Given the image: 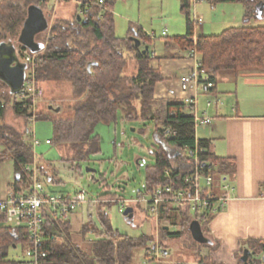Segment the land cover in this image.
<instances>
[{
    "label": "trees",
    "instance_id": "trees-1",
    "mask_svg": "<svg viewBox=\"0 0 264 264\" xmlns=\"http://www.w3.org/2000/svg\"><path fill=\"white\" fill-rule=\"evenodd\" d=\"M51 1L0 0V45L13 43L20 54L32 55L29 49L18 42L29 8L37 6L47 17L45 9ZM117 1L105 0L106 11L103 12L101 6L93 4L95 0H80L82 15H79L78 10L72 19L56 20L47 30V39L37 41L44 45L37 56V81L41 85L51 82L71 84L73 97L77 101L71 118L52 119L45 113L34 116L31 103H17L16 97L11 95V89L0 80V164L14 161L15 179L9 186L10 192L19 193L29 187L30 178L25 171L27 166L37 164L36 170L40 175L45 170L39 167L44 157L36 153L28 126L26 131L19 132L4 122L9 108L16 116L23 117L27 125L33 119L51 122L53 141L71 146L72 155L67 161L73 164V169L74 163L90 160L92 156L102 153V138L97 134V129L99 126L116 125L121 112L124 114L123 120L140 122L144 128L153 126L155 165L147 167L145 181V190L150 192L165 184L167 169H173L175 179L181 177V166L195 161L194 158H185L182 152L188 148L194 153L197 145L204 151L199 156L202 164L217 163L225 174L234 170L231 160L217 158L212 153L211 141L197 139L193 105L182 100L155 98V87L164 81V77L160 70L150 66L154 59L152 38L135 26L131 27L127 37L116 36L114 6ZM179 1L181 14L186 20V34L168 39L165 48L168 50L176 47L188 55L192 51L196 52L200 69L207 72L214 83L213 89L201 87L200 95L217 96V77L221 73L264 71V24L253 26L247 20L259 6H264V0H208L215 5L217 2L243 4L247 8L246 23L241 27L227 29L218 36L198 37V27L193 21V1ZM259 16L263 20L264 12L260 11ZM132 38L139 39L142 46L137 48ZM146 46L149 52L143 55ZM126 54L132 55L138 64L136 74L131 77L125 75L128 63ZM140 132L145 134L146 129ZM160 215L162 223H170L179 228L173 232L166 230L165 226L161 227L160 232L165 241L179 240L183 235L191 236L189 227L192 215L188 209L175 210L162 206ZM98 217L100 227L90 218L81 229L83 234L91 235V255L73 242L70 222L60 220L54 227L48 221L44 235L47 258L42 264H132L135 250L149 247L151 236L135 238L120 234L113 229L102 207L98 209ZM212 217L200 218L204 230ZM5 221L6 215L0 211V264H25V254L15 253L19 247L29 248L25 232L4 226ZM242 245L244 247L238 256L239 264H243L241 257L246 249L251 252L250 264H264V239H249ZM12 250V254L15 253L17 257L10 254Z\"/></svg>",
    "mask_w": 264,
    "mask_h": 264
},
{
    "label": "rangeland",
    "instance_id": "rangeland-1",
    "mask_svg": "<svg viewBox=\"0 0 264 264\" xmlns=\"http://www.w3.org/2000/svg\"><path fill=\"white\" fill-rule=\"evenodd\" d=\"M74 2L76 3L75 0H52L49 3L45 9L49 29L56 20L72 19L75 16L76 13L72 14L74 12ZM198 5L199 9L203 8L206 10L205 12H199V15L203 17L204 24H206L208 29L205 30L207 34L204 35L206 36H218L227 29L238 27L241 21L244 23L243 16L245 15V6L243 4L217 2L215 7H212L210 2L204 1ZM180 8L179 0H118L114 6L116 36L125 38L128 36L131 27L136 26L143 29L145 35L152 38L151 50L156 52L158 56L167 53L170 54L171 51L165 49V43L168 39L185 35L183 22L180 20V18L182 19ZM46 10H50V12L48 13ZM68 14L71 16L67 17ZM166 29L169 30V38L168 34L167 36L162 35V32ZM48 31L40 34L36 41L42 42L47 39ZM196 35H201L198 29ZM126 57L128 58V63L125 75L131 77L136 74L138 64L134 57L132 58V55L126 54ZM255 71L260 72L261 70ZM228 83L232 86L231 81H228ZM229 85H224V87L229 88ZM43 86L45 90V99L35 104L36 112H33V115L45 113V115H48L52 119L71 118L74 114L73 106L77 102L73 97L71 84L66 82H51ZM200 97L203 99V95ZM238 98L240 101V97ZM222 102L225 107V101L222 100ZM50 105L53 106V110L48 111L47 107ZM57 109L61 111L57 112ZM123 118L124 114L121 112L118 117V123L111 127V131L106 137H103L101 141L102 153L99 156H92L90 160L74 163V169L72 168L73 164L67 161L72 155L71 146L56 144L53 141L54 135L51 122L41 120L30 127L31 134L29 136L31 139L34 131L37 138L42 143L38 153L45 154L46 152L44 150L47 149L50 151H48L49 156L54 157V160L49 162L51 165L49 171L53 175H57L58 181L50 185L46 178H44L43 181L46 185V191L51 194L59 195L76 193L84 189L89 194V198L100 199L101 203L99 202L95 204V206L84 205L87 206L85 207L87 209L78 210V218L71 221L72 234L77 235L83 226L87 224L90 216L94 223L100 227L98 209L102 207L104 213L109 216L113 229L119 231L120 234L135 238L145 235L151 236V241L147 248L149 250L152 248V244H156L157 247L162 248L163 251L172 248L171 257L167 258L169 262L179 261V264H187V262L192 264H213L210 257L206 255L207 252H204L205 249L203 251L204 247L202 248L195 245L188 235H183L179 240L165 241L160 230L158 232L155 230L154 234L150 231L151 224H153L151 217L148 218L146 222L144 221L143 225L140 223L139 217L141 214L139 208H136L137 219L135 226H131L126 222L124 213L119 211L120 204L114 203V201L120 199L130 200L137 195L138 191L144 192L147 167L155 165V157L153 155V151L156 147L154 127L149 126L144 128V125L140 122L127 121L123 120ZM4 122L19 132L26 131L28 126L26 120L23 117L16 116L11 109L7 111ZM104 128L106 127H98L101 134H104ZM142 129H146L145 134L140 132ZM196 129L198 136L203 135L207 130V128L204 129L201 126H198ZM47 138L53 141L51 146L47 145L48 147L45 146V140ZM63 159L66 161H62ZM37 160L38 159L35 158L36 162ZM88 169H92L95 172L89 173L87 172ZM106 195H111V197H106ZM114 196H116V198ZM112 197L115 199H112ZM107 200L111 201L108 202ZM109 203L111 204L108 205ZM86 210L90 213V215L88 214V218H86ZM141 218H144L143 215H141ZM164 224L165 222L162 223V226ZM177 230H179V228H177ZM81 235L83 239L86 238V240H88V235L86 233L83 234L81 232ZM147 249H136L132 264H145L148 253ZM25 250L26 247H19L15 253L23 255L25 254ZM13 252L14 250H12L10 254L15 256V253L12 254ZM150 264L160 263H158V260L155 258Z\"/></svg>",
    "mask_w": 264,
    "mask_h": 264
},
{
    "label": "crops",
    "instance_id": "crops-1",
    "mask_svg": "<svg viewBox=\"0 0 264 264\" xmlns=\"http://www.w3.org/2000/svg\"><path fill=\"white\" fill-rule=\"evenodd\" d=\"M80 5L81 3L77 1L76 3L74 2V12L72 14H75L78 10L80 13L79 15L83 14ZM210 5L215 7V4L210 3ZM198 6L194 7L193 13L196 17L201 18L204 21L203 17L199 15V12H205L206 10L203 8L199 9ZM262 7L263 6H259L258 9H256L247 19L250 21L251 25L258 26L264 24V19H259L260 11L264 12V8ZM246 14L247 8L245 7V15L243 16L244 23L241 21L238 27L245 25ZM180 15L183 19L180 18L183 22V28L186 34V20L181 14V11ZM70 16L71 15L69 14L67 15V17ZM198 30L201 32L200 36H203L204 34H207L205 33V30L208 29L206 24H204L203 27ZM164 31H167L169 38V30L166 29ZM198 36L199 35H196V37ZM168 50L171 51L170 54L167 53L161 56H158L156 52L152 51L154 59L151 61L150 65L154 69L160 70L164 77V81L158 83L155 87V98L158 100L182 101L186 100L187 97L196 98L199 114L203 116V113L206 111L207 116L212 119L210 125L201 126L204 129L207 128V130L201 136H198L196 133L197 139L211 141L212 153L217 158L231 160L234 166L232 172L225 174L221 172L217 163H213L218 166V171L214 174L216 179L214 191L219 196L227 194L230 201L224 212L219 213L210 219V223L206 225V234L201 225L202 222L198 221L205 237L210 241V244H199V246L202 248L204 247L203 251L205 249L204 252H207L206 255L210 257L213 264H239L238 256L242 247H244L242 245L244 241L249 239H264V71L259 72L252 70L240 74L221 73L217 77V96H212L214 98H210L211 96L203 95V99H201L202 97L200 96L202 95L199 94V91L191 90L188 94H183L180 86V78L189 72H193L199 64L198 57L197 59H192L187 53L180 52L176 47ZM18 54L20 55L19 52ZM228 81H231L232 86L229 85ZM224 85H229V88H225ZM238 97H240V101ZM211 99L220 101L221 106H213L207 110L205 104ZM222 100L226 103L225 107L223 106ZM50 108L51 106H48L47 110L51 111L52 109ZM34 121H31L28 125L30 134V127L38 122ZM104 127H106L104 128V134H101L99 132L100 130L97 129V134L101 136V140H103V137H106L111 131V126ZM32 135V142L35 139L40 141L34 131ZM47 140L51 139L47 138L45 140V146H47ZM40 144L42 145L41 141ZM41 145L35 148L37 154H39L38 151L40 150L39 148ZM44 151L46 152L45 154L40 153V155L44 157V161L39 167L45 170V173L43 175L38 174V177L44 185V178H46L47 182L52 185L58 181L57 175H53L49 171V168L51 167L49 162H52L54 157L49 156V150L45 149ZM35 168H38L37 164L35 165ZM14 179V161L9 160L0 164V201L5 200L8 196L10 192L9 186L13 184ZM223 179L226 180L231 188L229 192H225L222 185H220L221 182H223ZM71 194L73 193H65L63 195ZM108 205H110V203ZM85 207L87 206H84L81 209L83 210ZM140 208L142 210H139L140 214L144 217L143 219L141 218V215L139 217V221L142 225L144 224V221L146 222L150 217L153 220L150 230L153 232L152 234H154L155 230L158 232L160 227L163 226H165L164 228L168 227V230L172 229L171 231L173 232L178 231V226L169 225L170 223H167V225L165 223L162 226L161 215L153 216L147 214L144 207ZM134 211L136 222V208H134ZM86 212V218H88V214L90 215V213H88V210H86ZM189 213L192 215L191 223L197 221L193 213L190 211ZM78 215V211L73 213L69 216L67 221L71 223L72 220L78 218ZM90 218L92 219V217ZM5 224L6 222L4 223V226L8 227L7 224ZM72 238L77 246L87 254L91 255L93 246V243L90 240L91 235L90 238L88 236L90 242L86 240V238L83 239L81 230L77 235L72 234ZM151 247L153 249L155 244H152ZM171 251L172 248L165 249L164 253L158 257L159 259L156 258L158 263L179 264V261L169 262L167 259L168 257H171ZM187 264L192 263L187 262Z\"/></svg>",
    "mask_w": 264,
    "mask_h": 264
},
{
    "label": "built area",
    "instance_id": "built-area-1",
    "mask_svg": "<svg viewBox=\"0 0 264 264\" xmlns=\"http://www.w3.org/2000/svg\"><path fill=\"white\" fill-rule=\"evenodd\" d=\"M192 1L194 9L199 3L208 0ZM93 4L101 6L103 12L106 10L104 8L105 0H95ZM193 21L198 29L204 25V21L196 17L194 13ZM163 36H167L166 31L163 32ZM38 55L39 53L32 55L29 53L20 54V61L27 66V69L22 89L14 95L17 103L30 102L32 105L31 111L33 112H36L35 104L45 99V90L36 78ZM189 57L197 59L196 52H190ZM180 86L182 93L188 94L191 90L199 91L201 87L213 89L214 83L211 81L210 75L201 70L200 64H198L193 72H189L180 78ZM184 101L194 106L193 114L196 128L198 126H208L212 123V119L207 116L206 111L203 116L199 114L196 98L187 97ZM213 106L219 107L221 102L215 99L208 100L207 110ZM31 121H34V119ZM40 145V141L33 140L34 148ZM46 145H51V140H47ZM182 153L185 158H194L195 161L192 164L182 166L183 174L181 177L175 179L173 169H167L164 176L165 184L154 188L151 192L147 190L144 192L138 191L137 195L130 200L117 199L118 201H114V203L120 204L119 211L124 213L129 207H144L147 214L159 216L162 206L171 207L175 210L188 209L199 222L202 221L200 218L215 216L224 212L230 198L227 194L219 196L214 191L216 184L214 174L218 171V166L213 163L202 164L199 156L204 151L198 145L194 153L188 148L184 149ZM25 171L30 178L29 187L19 193L9 192L6 199L0 201V211L5 213V222L8 227L25 232V238L29 246L25 253L27 259L25 264H42L43 260L47 258V252L44 251L45 225L47 222L49 221L55 227L58 221H67L70 215L77 212L84 205L95 206L100 202V199L89 198V194L84 189L71 195L48 193L45 185L39 180L35 166H27ZM220 185H222L225 192H229L231 189L225 179ZM163 253L162 248L157 247L155 244L153 249L148 250L145 264H150Z\"/></svg>",
    "mask_w": 264,
    "mask_h": 264
},
{
    "label": "water",
    "instance_id": "water-1",
    "mask_svg": "<svg viewBox=\"0 0 264 264\" xmlns=\"http://www.w3.org/2000/svg\"><path fill=\"white\" fill-rule=\"evenodd\" d=\"M79 2L80 0H76ZM264 8V6L262 7ZM80 19V16L78 17ZM49 29L48 20L43 12V10L37 6H31L28 11V18L24 24L23 30L21 32L19 43L29 49L33 54H38L42 52L44 45L36 41L38 35L46 32ZM136 43L137 48L142 46V43L137 38H132ZM149 52V47L146 46L143 50V55ZM27 66L20 61V55L13 43H7L0 45V80L4 82L10 89L11 94H18L23 86L25 80ZM91 69V65L88 66ZM52 109V107L50 108ZM57 112L60 109L56 110ZM87 172H95L92 169H88ZM124 217L126 222L135 226V211L134 208L129 207L124 212ZM168 230V227L165 228ZM190 233L195 242L198 244H210V241L205 237L201 225L198 221H193L190 225ZM250 251L245 250L241 261L243 264H250ZM264 260V257H263Z\"/></svg>",
    "mask_w": 264,
    "mask_h": 264
}]
</instances>
